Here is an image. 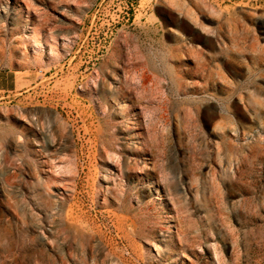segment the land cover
I'll list each match as a JSON object with an SVG mask.
<instances>
[{"label": "rangeland", "instance_id": "rangeland-1", "mask_svg": "<svg viewBox=\"0 0 264 264\" xmlns=\"http://www.w3.org/2000/svg\"><path fill=\"white\" fill-rule=\"evenodd\" d=\"M0 264H264V0H0Z\"/></svg>", "mask_w": 264, "mask_h": 264}, {"label": "bare ground", "instance_id": "bare-ground-1", "mask_svg": "<svg viewBox=\"0 0 264 264\" xmlns=\"http://www.w3.org/2000/svg\"><path fill=\"white\" fill-rule=\"evenodd\" d=\"M21 40H18L17 42H20ZM167 226L169 228L168 232L169 234H174L176 233L175 230H174V227L172 226V223L170 220H167Z\"/></svg>", "mask_w": 264, "mask_h": 264}]
</instances>
